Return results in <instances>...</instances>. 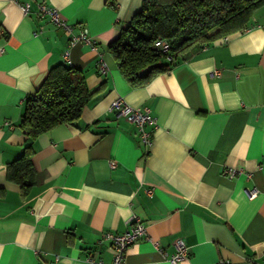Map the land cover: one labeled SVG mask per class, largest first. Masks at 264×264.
<instances>
[{
  "label": "crops",
  "instance_id": "0c3cea01",
  "mask_svg": "<svg viewBox=\"0 0 264 264\" xmlns=\"http://www.w3.org/2000/svg\"><path fill=\"white\" fill-rule=\"evenodd\" d=\"M19 1H30L31 11L24 14ZM37 1L57 7L74 33L87 27L94 48L69 45V34L36 13ZM141 5L0 0V264L109 262L111 247L97 239L127 230L132 214L148 237L127 245L128 264H172L153 241L168 255L178 238L188 254L174 264H264V3L243 30L177 56L133 87L107 43ZM58 62L81 69L97 92L73 123L28 141L19 126L25 100ZM118 96L155 116L149 147L134 122L108 109ZM27 141L33 183L21 193L9 174Z\"/></svg>",
  "mask_w": 264,
  "mask_h": 264
},
{
  "label": "trees",
  "instance_id": "16d2710c",
  "mask_svg": "<svg viewBox=\"0 0 264 264\" xmlns=\"http://www.w3.org/2000/svg\"><path fill=\"white\" fill-rule=\"evenodd\" d=\"M264 0H142L119 35L107 43V51L129 85L145 84L169 69L177 56L236 31L243 30ZM157 38L169 40L167 52L153 45ZM146 68L145 71H140ZM97 90H89L81 69L58 62L49 67L43 81L29 95L19 126L28 141L60 123H73ZM14 161L9 174L25 193L33 183L30 142Z\"/></svg>",
  "mask_w": 264,
  "mask_h": 264
},
{
  "label": "built area",
  "instance_id": "2783aa9c",
  "mask_svg": "<svg viewBox=\"0 0 264 264\" xmlns=\"http://www.w3.org/2000/svg\"><path fill=\"white\" fill-rule=\"evenodd\" d=\"M20 9L24 14L31 11L30 1H19ZM35 11L40 17H46L49 21L61 27L64 32L69 34L68 44H72L76 41H84L91 44L94 48L93 40L88 35L87 27H82L79 33H74L73 24L67 20L60 13L59 9L47 2L37 1L35 2ZM226 38V36H224ZM153 45L159 50L167 52L170 47V42L164 38H157ZM67 54V50L65 51ZM97 70L100 74H105L108 70V64L103 58L102 54H99L97 59ZM214 73L218 74V70L215 69ZM108 109L114 111L117 114L127 117L129 120L135 123L137 131L139 133V139L143 146L149 147L152 142V129L156 126V118L151 113L147 106L137 107L129 104L123 97L118 96L111 100ZM114 162H112L113 164ZM236 169L228 168V173L233 175ZM150 192V190H149ZM255 190H251L249 196H254ZM141 237H148L146 224L136 214H132L129 218V227L124 232H115L112 230H104L100 233L98 241H107L112 251V259L107 262L100 258H94L93 256H87L89 264H128L124 259V252L130 243ZM156 248L163 254L166 261L169 263H177L185 258L188 254V245L180 238L174 240V250L168 254L158 245L156 241H153ZM214 264H227L225 260H217Z\"/></svg>",
  "mask_w": 264,
  "mask_h": 264
},
{
  "label": "water",
  "instance_id": "95a60500",
  "mask_svg": "<svg viewBox=\"0 0 264 264\" xmlns=\"http://www.w3.org/2000/svg\"><path fill=\"white\" fill-rule=\"evenodd\" d=\"M145 69H146V68H143V69L140 71V73H142L143 71H145Z\"/></svg>",
  "mask_w": 264,
  "mask_h": 264
}]
</instances>
